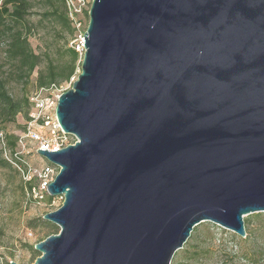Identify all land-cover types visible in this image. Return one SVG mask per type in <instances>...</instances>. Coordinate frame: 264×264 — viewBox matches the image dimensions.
Here are the masks:
<instances>
[{
	"label": "water",
	"instance_id": "water-1",
	"mask_svg": "<svg viewBox=\"0 0 264 264\" xmlns=\"http://www.w3.org/2000/svg\"><path fill=\"white\" fill-rule=\"evenodd\" d=\"M57 115L77 142L34 264H171L194 226L264 211V0H92ZM11 264H22L15 260Z\"/></svg>",
	"mask_w": 264,
	"mask_h": 264
},
{
	"label": "rangeland",
	"instance_id": "rangeland-1",
	"mask_svg": "<svg viewBox=\"0 0 264 264\" xmlns=\"http://www.w3.org/2000/svg\"><path fill=\"white\" fill-rule=\"evenodd\" d=\"M42 2L33 0L34 14L28 17L33 25L31 44L38 52H50L57 56L58 49L72 37L59 22L42 17L41 14L47 10ZM4 46L3 41L0 43V77L9 76L15 70V66L5 59ZM44 66L43 63L42 67ZM80 69L81 67L77 68L76 76ZM37 75L38 69L31 76L30 91L35 88ZM75 78L64 81L60 88L71 87ZM8 84L14 95H21L23 83L13 77ZM26 121V116L20 114L10 129L19 133ZM30 161L35 166L49 165L53 170L59 171V166L52 164L44 156H32ZM23 181L22 174L14 166L5 167L0 162V229L3 231L0 234V261L5 257L9 261L34 264L39 255L35 254L31 246L45 239L51 232L40 225L39 219L45 213L60 207L64 200L55 196L52 203L39 204L31 201L23 191ZM33 220L36 224L34 228L28 225ZM244 220L247 230L245 237L211 221L195 225L185 245L173 256L171 264H264V211L252 212Z\"/></svg>",
	"mask_w": 264,
	"mask_h": 264
},
{
	"label": "trees",
	"instance_id": "trees-1",
	"mask_svg": "<svg viewBox=\"0 0 264 264\" xmlns=\"http://www.w3.org/2000/svg\"><path fill=\"white\" fill-rule=\"evenodd\" d=\"M42 1V4L47 6V10L41 14L42 17L59 22L64 28H67L68 34L73 37V27L68 19L64 0ZM34 6L33 0H0V43L4 41L5 59L15 66V70L9 76L0 77V134L3 135V140H0V162L5 167H15L4 154L6 152L14 157V151L18 146V133L12 132L10 126L16 123L20 114H24L27 119L29 118L30 109L33 105L31 101L33 91L51 86L53 83L61 85L64 81H70L72 77H77V68L81 67L80 55L76 49L69 45L70 41H66L65 45L58 49L59 55L57 56H53L50 52L34 50L30 40L33 25L28 20V17L34 14L32 11ZM43 63L44 67H42ZM37 69L35 88L30 91L31 76ZM13 77L18 82L23 83L20 96L14 95L9 88V79ZM25 127L24 124L22 128ZM15 169L19 172L16 167ZM33 184L32 181H23V191L27 199L39 203L28 194ZM54 199L55 197L46 193L41 203H52ZM39 222L40 225L42 224L51 231L49 235L59 232V227L45 219L44 216H41ZM28 225L32 228L36 227L34 220L30 221ZM2 232L0 229V234ZM31 247L37 256L40 255L34 245ZM0 264L11 263L3 257Z\"/></svg>",
	"mask_w": 264,
	"mask_h": 264
},
{
	"label": "built area",
	"instance_id": "built-area-1",
	"mask_svg": "<svg viewBox=\"0 0 264 264\" xmlns=\"http://www.w3.org/2000/svg\"><path fill=\"white\" fill-rule=\"evenodd\" d=\"M92 0H64L68 19L73 27V37L69 45L76 49L82 58L85 52V31L89 18L87 14ZM74 78V77H72ZM53 83L51 86L38 88L31 94L33 103L29 118L25 123L23 131L18 133V146L14 151V157L5 152L4 156L10 160L21 172L24 181L33 182L30 194L34 200L41 203L46 193L48 184L55 179L59 171L53 170L49 165L35 166L30 157H43L38 154L39 148L57 150L77 142V137L66 132L60 125L57 115V105L60 94L67 88ZM2 133L0 140H3Z\"/></svg>",
	"mask_w": 264,
	"mask_h": 264
}]
</instances>
